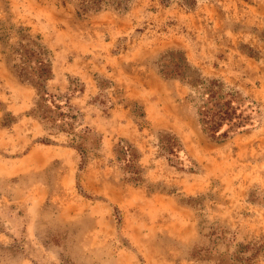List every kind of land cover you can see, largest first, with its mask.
Wrapping results in <instances>:
<instances>
[{
    "label": "rangeland",
    "instance_id": "374dc122",
    "mask_svg": "<svg viewBox=\"0 0 264 264\" xmlns=\"http://www.w3.org/2000/svg\"><path fill=\"white\" fill-rule=\"evenodd\" d=\"M0 21L41 37L50 91L83 83L70 97L76 129L101 135L99 147L86 139L80 166L68 136L30 113L34 90L8 69L0 44V264H214L238 243L248 244L244 256L256 251L240 264H264V0H130L86 12L77 0H0ZM171 48L253 99L257 124L206 135L188 87L157 70ZM7 111L16 119L2 125ZM159 131L181 139L193 170L161 155ZM119 139L140 152L139 183L115 159ZM219 227L229 240L212 241Z\"/></svg>",
    "mask_w": 264,
    "mask_h": 264
},
{
    "label": "trees",
    "instance_id": "16d2710c",
    "mask_svg": "<svg viewBox=\"0 0 264 264\" xmlns=\"http://www.w3.org/2000/svg\"><path fill=\"white\" fill-rule=\"evenodd\" d=\"M130 0H77L79 12L99 11L108 7L124 8ZM167 1V0H165ZM196 0H181L187 7L195 4ZM15 37L13 42L10 39ZM0 44L7 51H3L8 69L22 83L34 90L35 99L30 113L49 129L63 132L68 136V143L81 155L80 166L83 165L87 147L86 139L91 137L93 147H99L101 135L90 127L81 124L80 111L70 102V97L82 92L84 85L76 78L69 80L67 91L54 93L48 89L47 82L52 77V59L50 50L41 41L39 35L30 33L29 28L23 25L15 27L12 23L0 21ZM157 70L164 78L176 79L188 87L186 98L192 108L201 130L211 138L225 139L228 136L243 131L257 124L258 105L243 94L238 88L227 84L218 77H207L190 63L185 52L171 48L160 53L156 59ZM100 92L95 96L101 105L108 106V102ZM136 117L141 118L145 113L138 105L131 109ZM6 119L2 125H10L16 117L10 112L5 113ZM44 140V139H43ZM43 142L49 143L47 139ZM156 145L161 155L173 165L193 170L195 163L188 155L181 139L170 131H159L156 135ZM115 159L125 177L139 183L143 177L139 150L128 140L119 139L114 146ZM223 227L213 229L210 236L214 242L223 236ZM239 248L230 253L227 259L221 257L214 264L247 263L255 254L244 256L241 254L248 244L238 243ZM257 249V248H256Z\"/></svg>",
    "mask_w": 264,
    "mask_h": 264
}]
</instances>
